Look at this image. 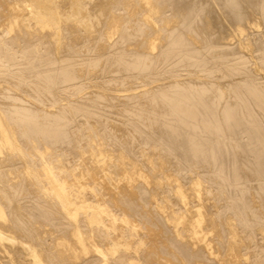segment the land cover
<instances>
[{
  "label": "bare ground",
  "instance_id": "obj_1",
  "mask_svg": "<svg viewBox=\"0 0 264 264\" xmlns=\"http://www.w3.org/2000/svg\"><path fill=\"white\" fill-rule=\"evenodd\" d=\"M0 264H264V0H0Z\"/></svg>",
  "mask_w": 264,
  "mask_h": 264
}]
</instances>
